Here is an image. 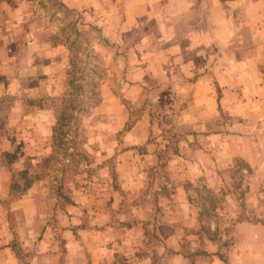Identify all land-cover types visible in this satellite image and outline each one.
<instances>
[{
  "label": "rangeland",
  "instance_id": "1",
  "mask_svg": "<svg viewBox=\"0 0 264 264\" xmlns=\"http://www.w3.org/2000/svg\"><path fill=\"white\" fill-rule=\"evenodd\" d=\"M182 3L0 0V264H229L236 224L264 223L240 158L184 176L196 127L236 132L176 113Z\"/></svg>",
  "mask_w": 264,
  "mask_h": 264
},
{
  "label": "crops",
  "instance_id": "2",
  "mask_svg": "<svg viewBox=\"0 0 264 264\" xmlns=\"http://www.w3.org/2000/svg\"><path fill=\"white\" fill-rule=\"evenodd\" d=\"M182 4L189 5L191 18L187 24L185 19L175 21L179 31L175 40L189 43L193 62L186 69L190 79L175 83L180 91V98L178 94L174 98L176 113L183 122L201 120L204 126L214 118L229 117V130L236 132H197L196 125L194 139L205 141H200V148L191 144L186 158H180L184 176L194 181L199 173L206 174L209 184H215L212 166L226 168L240 158L255 171L251 185L259 190L264 187V0H183ZM229 4L238 10L236 22L229 16ZM197 58L206 61L201 70ZM235 227L229 264H264V223L242 220ZM209 262L227 264L213 257Z\"/></svg>",
  "mask_w": 264,
  "mask_h": 264
},
{
  "label": "trees",
  "instance_id": "3",
  "mask_svg": "<svg viewBox=\"0 0 264 264\" xmlns=\"http://www.w3.org/2000/svg\"><path fill=\"white\" fill-rule=\"evenodd\" d=\"M27 187H29V185H26V186H25V188H27ZM25 188H24V189H25Z\"/></svg>",
  "mask_w": 264,
  "mask_h": 264
}]
</instances>
